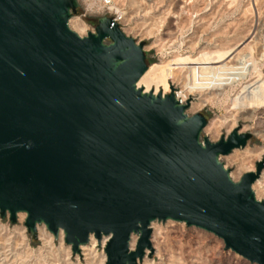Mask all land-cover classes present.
Listing matches in <instances>:
<instances>
[{
  "label": "water",
  "instance_id": "water-1",
  "mask_svg": "<svg viewBox=\"0 0 264 264\" xmlns=\"http://www.w3.org/2000/svg\"><path fill=\"white\" fill-rule=\"evenodd\" d=\"M78 7L0 0V217L15 225L25 213L34 239L40 224L63 232L75 256L91 236L107 238L105 264L151 257V225L169 220L264 264V201L253 190L264 159L239 181L220 161L252 133L201 141L208 120L186 113L192 98L137 86L145 42L112 17L82 37L69 26Z\"/></svg>",
  "mask_w": 264,
  "mask_h": 264
},
{
  "label": "rangeland",
  "instance_id": "rangeland-1",
  "mask_svg": "<svg viewBox=\"0 0 264 264\" xmlns=\"http://www.w3.org/2000/svg\"><path fill=\"white\" fill-rule=\"evenodd\" d=\"M113 1L107 9L102 0H78L70 28L85 37L95 32L100 18L118 13L122 31L145 42L149 70L138 86L163 94L174 89L182 98L183 91L188 93L192 102L186 113H200L208 120L201 141L208 137L217 142L236 127L252 133L245 148L220 161L234 181L255 171L256 163L264 159V0ZM220 54L225 60L213 68L171 65L180 58L206 61ZM257 181L253 190L264 201V188L255 186ZM25 216L11 226L9 219L0 217V264H103L101 257L92 263L88 256L73 255L63 238L51 232L41 239L28 231L24 234ZM151 227L154 253L140 264H253L198 227L172 220L155 221Z\"/></svg>",
  "mask_w": 264,
  "mask_h": 264
},
{
  "label": "built area",
  "instance_id": "built-area-1",
  "mask_svg": "<svg viewBox=\"0 0 264 264\" xmlns=\"http://www.w3.org/2000/svg\"><path fill=\"white\" fill-rule=\"evenodd\" d=\"M114 1L113 0H102V6L104 8H107V9H111L112 5H113ZM112 18L117 21L118 23L120 22V20L122 19V17L120 15H118V13H115ZM176 97L177 99H179L181 101V103H186L187 100L183 101L182 97L180 96L179 92H176ZM19 217L20 215H18V222H19ZM27 216H25L24 218H26ZM21 220V218H20ZM17 222V223H18ZM9 226H11V223L8 224ZM13 225V224H12ZM40 226V228H39ZM37 229H38V238L41 239V237H46L47 235H50L51 236V233L50 231L47 229V227L44 225V224H40L37 226ZM41 230V232H40ZM24 234L27 233V228L26 226H24V230L22 231ZM42 234V235H41ZM59 238L61 239V234L59 236ZM105 238H103V240L101 241V243H99V241L96 239V243H92V236L90 238V242L89 244L87 245V247L85 249H82L81 248V251H82V257H90L92 259V263H95L97 261V259L99 257H101V262L103 264L106 263V260H107V256H106V252H105V247H106V244H107V241H104ZM61 241L63 243H65V240H64V235H63V239H61ZM77 257H80L79 255Z\"/></svg>",
  "mask_w": 264,
  "mask_h": 264
},
{
  "label": "bare ground",
  "instance_id": "bare-ground-1",
  "mask_svg": "<svg viewBox=\"0 0 264 264\" xmlns=\"http://www.w3.org/2000/svg\"><path fill=\"white\" fill-rule=\"evenodd\" d=\"M112 8V7H111ZM80 29V28H79ZM219 53V52H218ZM226 54V53H225ZM225 54H224V56H225ZM216 55H217V53H216ZM206 56V55H205ZM224 56H223V54L221 55L220 54V56H218L217 58H214V57H212V55H211V57L210 58H206V61H200L199 59H192V58H190V57H186V58H180L179 60H177V61H179V63H172L171 65H172V67H173V64H176V65H181V66H183V67H187L188 69H190V70H192L193 68H195V67H202V68H213V67H215V66H217V65H219V64H222L223 63V61L225 60L224 59ZM207 57V56H206ZM226 57V56H225ZM177 61H175V62H177ZM148 70H149V68H148ZM148 70L145 72V74L148 72ZM144 74V75H145ZM143 75V76H144ZM142 76V77H143ZM141 77V78H142ZM141 80V79H140ZM139 80V81H140ZM139 83V82H138ZM137 86H138V84H137ZM139 87V86H138ZM139 88H142L144 91H145V88L144 87H139ZM146 93H149V92H154L153 90H151V91H145ZM154 94L155 95H157L158 93H155L154 92ZM164 95H166V94H164ZM182 95H183V101H185V100H187L188 99V97H189V94L188 93H186V92H182ZM213 126H215V124H213ZM212 128H214V129H216L217 127H212ZM241 172V171H240ZM255 186H258V187H261V188H264V173H263V175H262V178L260 179V180H258L257 181V183H256V185ZM20 215H25V213H20ZM39 228H40V226H39ZM41 231V230H40ZM63 232H61V237L63 238ZM107 240V238H105L104 239V241H106ZM97 241H96V238L94 237V236H92V243H96ZM135 243H136V237L135 236H133V240H132V242H131V248L132 249H134V246H135ZM86 246H82L81 248L82 249H84Z\"/></svg>",
  "mask_w": 264,
  "mask_h": 264
}]
</instances>
